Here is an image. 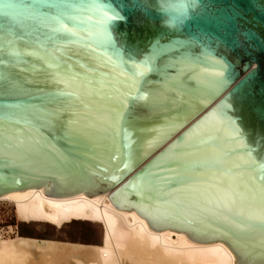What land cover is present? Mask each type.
Here are the masks:
<instances>
[{
    "label": "water",
    "instance_id": "95a60500",
    "mask_svg": "<svg viewBox=\"0 0 264 264\" xmlns=\"http://www.w3.org/2000/svg\"><path fill=\"white\" fill-rule=\"evenodd\" d=\"M189 17L0 0V196L112 192L154 232L264 264V0H198Z\"/></svg>",
    "mask_w": 264,
    "mask_h": 264
},
{
    "label": "bare ground",
    "instance_id": "6f19581e",
    "mask_svg": "<svg viewBox=\"0 0 264 264\" xmlns=\"http://www.w3.org/2000/svg\"><path fill=\"white\" fill-rule=\"evenodd\" d=\"M52 185L10 192L0 200L13 204L22 222L58 226L75 220L103 227L101 244L39 241L16 235L0 237V264H235L237 259L221 242L196 244L188 235L170 230L154 232L136 212L116 210L112 192L52 195ZM117 191V190H116Z\"/></svg>",
    "mask_w": 264,
    "mask_h": 264
},
{
    "label": "rangeland",
    "instance_id": "374dc122",
    "mask_svg": "<svg viewBox=\"0 0 264 264\" xmlns=\"http://www.w3.org/2000/svg\"><path fill=\"white\" fill-rule=\"evenodd\" d=\"M16 235L39 241L98 245L102 242L103 227L75 220L63 221L58 226L39 221L25 223L16 216L12 203L0 200V237L8 239Z\"/></svg>",
    "mask_w": 264,
    "mask_h": 264
},
{
    "label": "clouds",
    "instance_id": "9594fccd",
    "mask_svg": "<svg viewBox=\"0 0 264 264\" xmlns=\"http://www.w3.org/2000/svg\"><path fill=\"white\" fill-rule=\"evenodd\" d=\"M159 11L164 14L162 26L169 29L182 27L190 18L189 8L195 10L198 0H158Z\"/></svg>",
    "mask_w": 264,
    "mask_h": 264
}]
</instances>
